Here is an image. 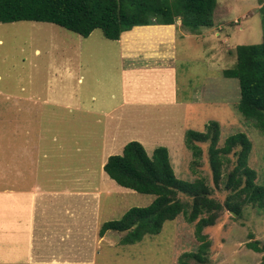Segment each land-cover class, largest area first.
<instances>
[{
	"label": "rangeland",
	"instance_id": "1",
	"mask_svg": "<svg viewBox=\"0 0 264 264\" xmlns=\"http://www.w3.org/2000/svg\"><path fill=\"white\" fill-rule=\"evenodd\" d=\"M263 1L217 0L213 13L214 26H200L197 31L200 33L194 34L198 39L192 36L176 42L177 59L174 65L178 98H192L200 94L205 100L195 113H184L181 108L175 107L153 108L140 104L130 106L129 111L127 107L116 109L113 111L117 116L115 122L107 115L100 119L108 123L109 129L117 127L116 131L107 133L108 136L114 134L115 139L111 142L109 137L103 136L105 145L97 149L96 144L101 140L99 137L97 141L91 139V135H100L97 129L104 127V123L97 124V121L94 122L95 115L83 112L76 105L83 91L98 95L101 87L89 74L91 71L82 84L78 83L76 46L83 48L89 45L93 50L81 51L84 59H93L94 62L89 61V64L95 67H106L117 53V41L106 38L99 28L88 36H82L50 22H0V189L9 186L12 172L19 170L17 152L15 167L12 161V134H19L12 131L13 123L32 125L31 131L20 133L27 138L26 142L29 141L28 146L34 149L35 171L42 172L51 167L60 175L67 176L68 172H72L85 176L81 183L76 184L69 176L58 180L59 187L100 188L99 208L93 209L92 221L83 225L79 253L75 249L57 250L60 261L57 264H66L65 260L69 261L68 264H180L178 260L181 256L187 264H264V251H255L246 245L254 240L258 246L264 245V205H244L239 215L224 209L213 225L205 226L202 232L210 241L206 263H199L193 256L186 255L195 253L200 241L195 235V222L187 221L182 214L164 221L158 233L145 234L131 244L121 243L125 232L108 230L102 236L98 233L105 221L119 219L130 207L147 206L155 197L118 185L102 168V160L106 162L108 155L120 154L123 146L131 140L141 142L149 155L155 147L166 146L177 177L185 180L205 178L211 186V195L224 201L229 191L214 184L208 160L209 143L196 142L202 147V152L194 164V157L184 143L187 129L204 130L206 123L216 120L220 123L218 145L237 132H244L249 137L252 147L248 165L256 171L257 183L264 185V133L238 111V81L235 77H225L222 72L235 64V47L238 44L262 42ZM209 50L211 62L204 58V52ZM92 54L96 56L90 57ZM67 60L73 62L70 75L64 67ZM132 61L134 64L145 62L142 57ZM113 79L111 74L109 81ZM149 79L150 76L145 74L135 78L138 86L144 88L138 90L139 94H143L145 88L154 87L153 84L146 85ZM70 93L73 94V102L71 109L67 110L65 104ZM76 124H83L81 126L92 131H77L79 126ZM47 126L50 131L42 130ZM17 149H20L21 161L23 156L27 158L28 148ZM230 157L234 159V156ZM88 205L83 207L85 214L94 206L93 202ZM88 215L91 216V213Z\"/></svg>",
	"mask_w": 264,
	"mask_h": 264
},
{
	"label": "trees",
	"instance_id": "2",
	"mask_svg": "<svg viewBox=\"0 0 264 264\" xmlns=\"http://www.w3.org/2000/svg\"><path fill=\"white\" fill-rule=\"evenodd\" d=\"M216 4L217 0H0V22H50L82 36L99 28L106 38L118 40L134 27L171 25L177 18L191 30L211 27ZM235 52V64L224 69L223 75L237 79V109L264 133V37L260 43L238 44ZM219 133L220 123L211 120L204 130L187 129L184 143L194 157L193 164L202 152L196 142L209 143L214 184L229 191L224 201L211 195L205 178L177 177L166 146L155 147L149 155L141 142L131 140L120 154L108 156L103 170L118 185L155 197L147 206L130 207L119 219L105 221L99 234L122 231L121 243L131 244L145 234L158 233L164 221L182 214L187 221L195 222V235L200 241L198 250L186 255L206 263L210 241L203 228L213 225L224 209L239 215L244 205H264V185L257 183L256 171L248 165L251 140L244 132H237L218 145ZM246 245L264 251V245L258 246L255 240ZM178 261L187 264L183 256Z\"/></svg>",
	"mask_w": 264,
	"mask_h": 264
},
{
	"label": "crops",
	"instance_id": "3",
	"mask_svg": "<svg viewBox=\"0 0 264 264\" xmlns=\"http://www.w3.org/2000/svg\"><path fill=\"white\" fill-rule=\"evenodd\" d=\"M198 30L199 28L191 30L189 27L183 26L180 18H177L171 25L150 24L134 27L122 33L121 37L116 40L118 47L115 48V51L117 53L112 56V60L109 57L111 63L106 67L90 65L89 61L94 62V60H85L81 51L91 49V47L87 45L81 48L82 46L77 45L76 74L78 83L82 84L86 74L91 71L89 74L101 87V92L97 95V93L88 94L83 91V96L78 99L76 106H79L83 112L95 115L94 122L97 121V124L105 122V120L104 122L100 121L101 116H110L115 122L117 116L113 114L114 110L127 107L129 111L130 106L139 104L150 105L153 108L155 106L175 107L181 108L184 113H195L205 100L200 94H195L192 98H178L174 64L177 59L176 42L192 36L198 39V36L194 35L200 33L197 32ZM138 44L140 45L138 46ZM89 56L94 58L96 55ZM138 57H142L145 62L134 64L132 60ZM204 58H207L208 62L212 61L210 50L208 53L204 52ZM65 63H67L64 65L66 73L70 75L73 62L67 60ZM111 74L114 76L112 82L109 81ZM139 74L150 76L147 86L148 84L154 85L152 89L145 88L143 94H139L138 90H144V88L135 82V78L139 77ZM72 95L70 93L67 98L68 102L65 104L67 110L71 109ZM88 95H90V99L85 98ZM29 97L34 98L35 96ZM91 101L93 102L91 103ZM113 122L111 121V123ZM13 124L12 131L19 132L17 135L12 134L10 143L13 148V167L16 166L17 152L18 167L23 171L12 172L10 177L12 183L0 189V264H57L60 262L56 254L57 250L72 251L75 249L79 253L78 244L82 242L84 235L83 225L85 222L92 221L93 209L99 208L100 188L85 190L79 186L59 187L58 180L69 176L76 184L81 183L85 176L72 172H68L67 176L66 174L60 175V173L53 172L51 167L42 171L43 173L35 171L36 160L32 156L34 149L28 146L29 141L26 142L27 138L23 133H20V131H31L32 125L31 123ZM76 125L79 126L77 131H92L89 127L81 126L83 124ZM63 126L61 125V127ZM113 127L109 129L106 122L104 127L97 129L100 131V135H91V139L95 138L97 141L99 137L101 140L98 144L95 143V149L104 147V137H109L108 140L111 142L115 139L114 134L107 135L109 132L116 131L117 127ZM42 130L50 131L48 126ZM92 143L94 142L92 141ZM106 145L109 144L106 143ZM22 147L28 148L29 154H27V158L23 156L21 161L20 149L17 148ZM104 163L105 160H102V168ZM90 202H93L94 206L85 214L83 207ZM88 213H91V216ZM73 235L74 237H72ZM61 244L63 245L61 246ZM68 262L65 260L66 264Z\"/></svg>",
	"mask_w": 264,
	"mask_h": 264
},
{
	"label": "water",
	"instance_id": "4",
	"mask_svg": "<svg viewBox=\"0 0 264 264\" xmlns=\"http://www.w3.org/2000/svg\"><path fill=\"white\" fill-rule=\"evenodd\" d=\"M233 214H235V213H233Z\"/></svg>",
	"mask_w": 264,
	"mask_h": 264
}]
</instances>
